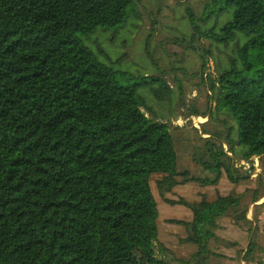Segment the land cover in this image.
Segmentation results:
<instances>
[{"label":"trees","instance_id":"1","mask_svg":"<svg viewBox=\"0 0 264 264\" xmlns=\"http://www.w3.org/2000/svg\"><path fill=\"white\" fill-rule=\"evenodd\" d=\"M138 1L0 0V264H207L210 256L224 257L208 248L221 218L232 211L236 224L253 223L239 210L238 193L164 198L190 210V221H168L187 229L182 243L195 249L177 258L158 241L152 175H162L156 186L163 196L184 184L189 178L176 176L187 172L178 169L168 124L138 92L149 75L117 71L84 44L95 30L118 31L137 17ZM206 5L233 8L231 19L218 33L202 30L203 18L187 8L192 40L226 46L238 34L247 39L215 75L205 73L204 51L202 83L213 92L215 116L224 113L233 126L221 120L223 140L218 129H202L207 157L194 158L214 174L210 182L223 170L232 181L244 179L232 158L264 160V0H206L207 19ZM172 90L163 78L149 87L175 115ZM189 113L208 116L203 124L211 116ZM253 194V202L263 197ZM258 249L250 239L243 260L253 262Z\"/></svg>","mask_w":264,"mask_h":264},{"label":"rangeland","instance_id":"2","mask_svg":"<svg viewBox=\"0 0 264 264\" xmlns=\"http://www.w3.org/2000/svg\"><path fill=\"white\" fill-rule=\"evenodd\" d=\"M205 3L206 0H139L137 17L130 16L124 27L118 31L116 28L95 30L87 40H84V44L93 52H97L100 59L117 71L126 72L135 77L149 75L147 80L150 82L139 85L138 92L144 95L147 104L158 114V118H163V122L168 124L174 139L178 169L181 172H187L183 176H176V179L178 181L185 177L189 179L184 184L174 187L173 192L165 193L163 196L159 195L156 186V182L162 178V175H152L150 185L158 209L156 220L158 241L177 258H188L195 249L194 245L182 243V239L187 235V229L179 223L168 221L169 219L190 221L192 216L190 210L181 204H167L164 198L181 197L192 202L203 196L212 199L230 192L238 193L242 196L239 210L246 209V215L253 223L236 224L232 211L221 218L215 232L218 239H211L208 242V248L222 253L224 257L210 256L206 263L258 264L259 262L264 264V160L253 157L251 161L245 162L247 165L244 168L241 165L243 161L232 158L231 163L238 169L239 174L247 175V178L232 181L228 178L227 171L223 170L217 181L210 182L214 174L194 158L196 156L199 160H206L207 157L203 155L205 147L203 138L207 135L202 134V129L206 128L209 131L218 129L223 140L226 132L221 120L224 119L228 126H233V121L224 113H220L218 118L215 116L213 92L202 83V57L206 55L204 51L209 50L205 73L215 75L218 68L230 66L229 57L236 56V42L243 44L247 39L238 34L237 38L226 46L205 36L192 40V27L189 24L187 8H190L196 18H203L201 21L198 20L202 30L212 28L215 33H218L219 29L231 19L233 8L228 7L219 11L206 5L204 11L209 17L207 20L202 14ZM146 40H148L149 55L145 53ZM195 47L198 49L196 50ZM99 49L104 53L103 56L100 55ZM125 53L126 58L118 60ZM236 67H242L239 61ZM161 78L173 88L175 115L169 113L171 109L168 105L154 101L149 93V87L158 86ZM122 83L126 84L125 81ZM179 85L182 94H179L177 89ZM193 108L207 114L211 113L207 124L203 123L208 120V116H198V118L189 113ZM232 136L235 137L234 131ZM223 147L228 152V146ZM254 158L258 159V164L253 163ZM205 178H208L207 182ZM254 191L257 195H263L261 206H255L252 200ZM250 235L261 250L258 249L253 262L248 263L243 260V255L249 244ZM235 242L236 245H231Z\"/></svg>","mask_w":264,"mask_h":264},{"label":"crops","instance_id":"3","mask_svg":"<svg viewBox=\"0 0 264 264\" xmlns=\"http://www.w3.org/2000/svg\"><path fill=\"white\" fill-rule=\"evenodd\" d=\"M203 120H204V118H202ZM237 166H239V164H237ZM261 200H262V198L260 199V200H258L257 202H254V204H256L255 206H261ZM246 217L248 218V216L246 215ZM249 219V218H248ZM251 220V219H250ZM254 225H256V223L254 222Z\"/></svg>","mask_w":264,"mask_h":264},{"label":"built area","instance_id":"4","mask_svg":"<svg viewBox=\"0 0 264 264\" xmlns=\"http://www.w3.org/2000/svg\"><path fill=\"white\" fill-rule=\"evenodd\" d=\"M198 118H199V117H198ZM256 162H257V164H258V159H257V158H254L253 163L255 164ZM257 164H256V165H257ZM241 165L245 167L247 164L243 161V162H241Z\"/></svg>","mask_w":264,"mask_h":264},{"label":"water","instance_id":"5","mask_svg":"<svg viewBox=\"0 0 264 264\" xmlns=\"http://www.w3.org/2000/svg\"><path fill=\"white\" fill-rule=\"evenodd\" d=\"M250 239H251V235H250V238H249V240H248V243L250 242Z\"/></svg>","mask_w":264,"mask_h":264},{"label":"bare ground","instance_id":"6","mask_svg":"<svg viewBox=\"0 0 264 264\" xmlns=\"http://www.w3.org/2000/svg\"><path fill=\"white\" fill-rule=\"evenodd\" d=\"M245 168V167H244Z\"/></svg>","mask_w":264,"mask_h":264}]
</instances>
